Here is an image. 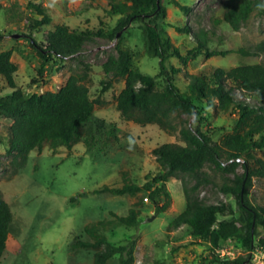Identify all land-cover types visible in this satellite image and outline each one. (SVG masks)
Returning <instances> with one entry per match:
<instances>
[{
    "label": "rangeland",
    "instance_id": "1",
    "mask_svg": "<svg viewBox=\"0 0 264 264\" xmlns=\"http://www.w3.org/2000/svg\"><path fill=\"white\" fill-rule=\"evenodd\" d=\"M178 1L191 10L184 12L170 0H162L167 12L162 24L165 36L181 47L182 55H186L196 41L194 34L181 33L174 28L180 23L189 26L193 32L207 31L209 49L226 52L214 56L202 54L185 65L177 57L168 59L170 76L182 91L187 85L185 71L209 75L219 67L229 69L262 61V57L243 55L238 49H249L264 40V15L252 13L248 21L235 31L223 18L225 0ZM110 2L0 0V50L12 52L11 60L17 65L14 75L17 87L25 93L56 91L70 74H85L90 96L96 101L92 117L82 126L79 141L71 148L45 142L40 151L34 149L29 153L26 164L16 172L9 165L11 155L8 154L12 121L0 115V191L13 213L0 264H93L95 249L75 246V243L93 240L85 232V227L101 220L105 222V228L100 233L105 234L110 242L134 247L132 264H205L209 256L204 241L189 236L184 225L167 228L185 208L180 179H169L167 189L171 203L158 215L150 199L144 198L136 205L138 195L96 193L105 185L143 184L146 175L158 169L152 150L166 142L183 144L178 133H167L155 124L142 126L125 120L116 108V96L124 83L114 80L103 69L108 55L115 52V45L120 42L134 55V67L148 75L158 74L159 61L147 51L143 23L129 24L113 40L104 34H95L83 44L80 54L63 61L53 57L40 74L43 60L31 42L35 41L45 49L48 32L58 25H67L70 30L78 32L101 30L107 33L117 22V17L109 13ZM33 4L41 5L51 17L50 23L31 28L34 24L30 21L42 18ZM172 67L180 68L182 72L174 74ZM109 80L111 85L107 84ZM10 91L4 78L0 77V96ZM235 93L238 100L257 104L254 96L239 90ZM208 111L207 120L200 123L194 116H185L184 123L200 125L202 129L207 127L213 139L220 141L232 131L234 112ZM252 153L256 157L263 155L258 149ZM204 172L210 183L201 187L200 197L210 203L223 201L235 207V198L219 189L222 183H230L234 175L211 165H206ZM243 172L244 167L240 164L236 173ZM249 199L254 205L264 207V178L253 177ZM131 208L140 209L139 224H120L116 215L125 216ZM222 247L229 252L224 256L228 259L248 255L239 238L228 240ZM257 262L264 264V249L253 256L251 254L250 263ZM106 264L122 263L115 256Z\"/></svg>",
    "mask_w": 264,
    "mask_h": 264
},
{
    "label": "trees",
    "instance_id": "2",
    "mask_svg": "<svg viewBox=\"0 0 264 264\" xmlns=\"http://www.w3.org/2000/svg\"><path fill=\"white\" fill-rule=\"evenodd\" d=\"M170 2L184 12L191 10L178 0ZM32 6L42 18L30 21L34 24L31 28L50 23L51 17L41 5ZM224 8V21L236 31L252 13L264 15V0H225ZM109 13L117 17V22L107 33L101 30L78 32L70 30L67 25H58L48 32L45 49L32 41V46L38 49L43 60L40 74L45 64L53 61V57L63 61L80 54L83 44L93 39V35L104 34L113 40L129 24L142 22L147 51L158 58L159 72L152 76L134 67L131 50L118 42L115 52L109 54L103 64L107 75L124 83L116 96V108L127 121L142 126L155 124L167 133H178L183 144L166 142L155 147L152 153L158 169L155 173H148L143 184L124 183L121 187L105 185L96 193L138 195L136 205L142 203L144 198L150 199L158 215L165 212L171 203L167 189L169 179L178 178L186 204L167 228L184 225L189 236L203 240L209 249L205 264H251V254L256 248L264 247V207L254 205L249 199L253 177L264 178V40L249 49H238L243 55L260 56L262 61L229 69L219 67L209 75L185 71L187 85L186 90L182 91L170 76L167 61L177 57L185 65L202 54H226L209 49L208 32H193L182 23L175 25L174 28L181 33L194 34L196 41L195 46L182 55L181 47L165 36L162 21L167 12L162 0H111ZM11 57V50H0V77L11 88L7 95L0 96V115L12 121L8 154L11 155L9 165L16 172L26 164L29 153L34 149L40 151L45 142L71 148L79 141L82 126L92 117L96 101L90 96L86 75L79 73L67 76L56 91L23 92L15 83L17 65ZM171 72L181 73L182 69L172 67ZM111 82L109 80L107 84L111 85ZM237 90L254 96L257 104L238 100ZM208 109L234 112L232 131L220 141L213 139L207 127L202 129L200 125L184 123L185 116H194L200 123L207 120ZM255 149L261 150L263 155L254 156L252 152ZM240 164L244 167L242 174L236 173ZM206 165L234 175L230 183H222L219 189L235 198V207L223 201L210 203L200 197L201 187L210 183L204 172ZM139 215L140 209L131 208L127 215H116V219L122 225L137 226ZM12 220V210L0 191V259L7 246ZM103 228V220L85 227V232L93 240L78 241L75 246L95 249L93 264H106L115 256L122 264H132L134 247L131 244H113L105 234L100 233ZM233 238L241 240L248 252L247 257L228 259L220 255L218 250ZM255 238H258L257 242Z\"/></svg>",
    "mask_w": 264,
    "mask_h": 264
},
{
    "label": "built area",
    "instance_id": "3",
    "mask_svg": "<svg viewBox=\"0 0 264 264\" xmlns=\"http://www.w3.org/2000/svg\"><path fill=\"white\" fill-rule=\"evenodd\" d=\"M260 249H264V247H258L255 249V251L252 253V256L255 252H257ZM218 252L220 253L221 256H226V254H229V252H227L223 247L221 249L218 250ZM257 255V254H255ZM257 264H260L259 262H257Z\"/></svg>",
    "mask_w": 264,
    "mask_h": 264
},
{
    "label": "water",
    "instance_id": "4",
    "mask_svg": "<svg viewBox=\"0 0 264 264\" xmlns=\"http://www.w3.org/2000/svg\"><path fill=\"white\" fill-rule=\"evenodd\" d=\"M155 216H152V218H154Z\"/></svg>",
    "mask_w": 264,
    "mask_h": 264
}]
</instances>
